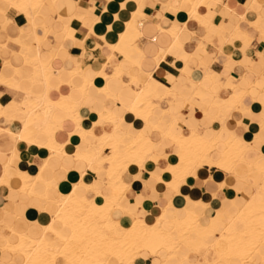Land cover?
I'll list each match as a JSON object with an SVG mask.
<instances>
[{"label":"crops","instance_id":"0c3cea01","mask_svg":"<svg viewBox=\"0 0 264 264\" xmlns=\"http://www.w3.org/2000/svg\"><path fill=\"white\" fill-rule=\"evenodd\" d=\"M172 1L60 0L56 9L63 15L66 23H71L68 15L76 8L86 14L85 21L88 25L80 27L81 32L87 34L82 45L72 38H65L64 47H58L57 44L63 40L62 23L50 4H42L39 7L33 24L26 15L10 9L8 14L14 21L10 24L0 21V32L10 29L12 35H17L16 27L20 26L24 28L22 37L26 43H33L35 34L45 38L42 57L47 62L51 61L55 70V74L50 77L49 96L57 100L61 95H71L76 101H85L75 121L66 119L63 111H57L54 116L61 125L55 131L54 138L58 143L66 144L68 153H75L81 143L80 138L70 135L76 128L75 122L85 130L82 150L89 154L95 152L96 137L112 132L117 137L124 134L125 124L117 128L110 121L96 122L91 118L95 110L101 111L104 106L115 107L116 117L125 118L123 123L128 122L127 131L138 127L143 134L151 136L157 143L156 150L145 163L144 169L136 164H131L127 170L122 169L124 181L129 187L128 192L126 191L128 199L131 202L142 201L137 211L138 216L141 214L139 217L153 223L161 215L162 207H167L170 200L181 206V196L189 195L193 200L208 203L210 211L214 209L222 217L226 215L222 209L227 207L228 216H225V220L231 221L240 212L241 205L236 201L230 203V198L245 196L243 191H238L236 187L245 190L250 185L264 189V169L259 151L264 147V32L249 23L258 16H264V0H251V9L248 7L250 0H209L206 5L201 4L198 7L197 13L187 18L176 14L173 6L178 4ZM0 5L3 4L0 2ZM139 6L143 7L146 20L140 27L143 42L140 69L134 66L132 72H139L142 78L146 73L152 75V82L145 93L154 105L153 114L166 123L174 121L175 118V128L179 133L189 134L196 131L208 138H219L220 134L228 136L233 131L245 140L246 148L242 161L231 170L209 164L197 166L192 172L195 176L189 175L185 179L186 182L184 180L185 183L180 184V197L172 187L155 177L162 176L164 168L169 164V159L161 157L160 154H178L179 145L170 138L163 137L151 125L142 124L132 114H126L122 107L123 104H131L135 100L136 94L142 89L140 82L133 80L127 73L123 78H110L107 82L98 78L96 87L106 84L110 95L107 96L91 87L86 97H83L80 88L84 80L71 73L76 58L83 62V67L90 66L93 72L100 69L108 58L105 66L107 73H114L120 66L130 69L131 65L127 62L125 53H128L129 58H135V54L129 51V41L134 37L127 32L123 39L120 35L126 30V23L131 20ZM185 7L189 6L185 4ZM173 25L180 30L177 39L168 30ZM221 27L224 28L223 33L220 31ZM53 28L57 31L56 34L52 33ZM247 36L252 40L245 47ZM8 43L14 51H21V46L16 41ZM54 52L58 54L56 58L53 57ZM30 57V60L35 59L34 50ZM10 58L15 65L20 66L23 76L27 77L31 73V64L24 63L23 57L18 53L13 54L12 51H0V70ZM197 82L200 85H197ZM157 83L168 88L167 95L152 94V89ZM14 88L0 84V106L5 107L6 114V118L0 119V122L4 127L17 131L21 128L20 122L24 113L19 112L18 118L12 120L15 112L9 105L13 100L21 101L24 92ZM34 92L41 94L42 87L36 86ZM240 97V107L243 111L233 108V104ZM38 142L39 144H29L25 140L18 141L11 131L0 129V181H3L0 185V228L6 223L33 237L43 235L42 226L50 224L52 215L58 212L59 207L53 203V199H58L60 194L70 193L76 181L81 180L87 167L72 156H65L63 160L51 159L50 167L45 169L43 175L50 181L56 179L57 188L54 186L46 189L44 185H40L37 192L42 196L38 197L21 191L23 180L19 174L20 170L27 171L30 176H36L50 156V151L45 145L48 143L47 134H39ZM216 149L211 152L213 161L220 159L223 145L219 144ZM109 150L104 148L102 155L108 156ZM13 153L17 154V159L13 157ZM255 164L258 166L253 167ZM106 167L110 168V163H107ZM86 173L83 178L85 182L91 183L95 179V186L100 191L109 193L106 188L108 185L98 181L105 179L107 182L108 178L95 163L90 164ZM96 200L100 203L104 201L101 196H97ZM262 202L263 197L258 198V203ZM123 205L130 206L126 201ZM132 215L131 211L121 209L113 213L114 218L124 225L130 224ZM56 225L57 230L64 236L71 234V229L61 222ZM218 234L219 231L214 237L206 239L202 248L205 254L199 257L198 264H229L230 258L222 255L227 245L217 239ZM5 235L10 241H17L12 231L6 230ZM55 243L58 247L63 245L58 239H55ZM188 253L185 245H180L173 253L165 248L160 249L155 256L143 252L135 264H161L163 260H168L171 264H182V257ZM256 259L259 261V257ZM23 260L26 262L22 253L10 255L0 251V264H10L12 261L15 264H24ZM57 263L67 264L64 257H59ZM111 264L121 263L113 261Z\"/></svg>","mask_w":264,"mask_h":264},{"label":"bare ground","instance_id":"6f19581e","mask_svg":"<svg viewBox=\"0 0 264 264\" xmlns=\"http://www.w3.org/2000/svg\"><path fill=\"white\" fill-rule=\"evenodd\" d=\"M59 1L0 0L3 4L2 6L0 5V21L7 24L13 23L14 20L8 14V11L14 9L16 12L26 15L32 23L34 22L35 14L42 4H50L56 13H58L56 8ZM208 1L173 0L172 2L178 4L177 6H173L176 14L184 15L187 18L189 15L197 13L198 7L201 4L206 5ZM250 3L251 0L248 3L249 9H251ZM185 4L189 7L186 8ZM68 16L71 18V23L69 24L64 21L63 15L58 13L57 18L62 23L61 32L63 35V40L57 44L60 48L64 47L65 38H72L77 44L82 45L87 36L86 33H82L80 30L81 26L88 25L85 21L86 14L76 8ZM145 18L144 9L139 6V9L133 13L131 20L126 23V30L120 35L121 39H123L124 34L127 32L134 37L129 41V51L135 54V58H129L128 53H125L127 62L131 65L130 69L120 66L115 69L114 73L109 74L105 71L108 58L107 62L100 69L93 72L90 66L83 67V62H79L76 58L74 59L75 66L71 70V73L74 76L83 78L84 84L80 88L83 92V97H86L91 87L98 89L107 96L110 95V92L105 87L106 84L103 87H96V80L98 78L104 79L107 82L110 78H123V75L127 73L130 74L133 80L140 82L142 89L136 94L135 100L131 104H123L122 107L126 111V114H132L142 124L151 125L163 137H168L179 145L180 152L178 154H160L161 157L169 159V164L164 168L162 176L155 177L159 181L165 182L169 187H172L176 191V195L180 197L179 186L182 185V182H186L185 179L189 175L195 176L192 172L199 166V160L207 161L209 165L232 169L233 158H244L245 140L233 131L228 136L222 133L219 138H208L196 131L189 134L179 133L175 128V118H173L174 121L166 123L153 114L154 105L145 93L152 82V75L146 73L142 78L139 72H132L134 66L140 69L139 62L143 43L141 42L140 27L143 21L146 20ZM249 23L264 32V16H258L256 20ZM9 30L0 32V51L2 53L12 51L13 54H20L27 63L31 64L32 71L27 77L23 76L20 66L15 65L11 58L7 59L3 67H1L0 84L9 85L24 92V97L21 101L13 100L9 105L12 106L15 112L11 119H17L19 112L24 113V118L20 122L21 128L17 131L10 127H4L1 122L0 129H8L16 136L18 141L25 140L29 144H39L38 135H46L47 133L48 143L45 145L50 151V156L45 160L40 173L36 176H30L27 171L20 170L19 174L23 180L21 191H26L28 194L38 197L42 196L37 192L40 185H44L46 189L57 186L56 179L50 181L43 175L45 169L50 167L49 162L51 159L57 158L58 160H63L65 156H77L79 161L87 167L82 173L81 180L79 182L76 181L70 193L60 194L58 199H53V203L58 205L59 210L56 214L52 215L50 224L47 223V225L42 226L44 228L43 235L33 237L27 232L18 231L13 225L4 223L2 228H0L1 252L10 255L16 253L24 254L26 257V262L23 260L24 264H58L57 259L59 257H64L67 264H111L113 261L135 264L137 260L135 261L134 259L137 257L139 259L142 251H149L155 256L160 249H169L173 253L176 252L180 245H185L189 253L182 257V264H198L199 257L205 254V251L202 250L205 245L204 242H206V239L214 237V234L219 231L217 239L227 245V249L222 255L230 258L229 264H246L250 260V255L255 251L257 244H264V232L260 233L263 229L259 230L260 226H264V189L260 186L253 187L250 185L245 190H239L236 187L238 191H243L245 196L230 198V203L238 202L241 205V209L238 215L233 217L231 221L228 219L229 221L227 222L225 220L228 211L227 207H223L222 211L226 215L222 217L214 209L210 211L208 203L202 200H193L189 198V195L181 196L183 199L181 206L176 205L170 200L167 207H162L163 211L161 215L153 223H149L144 217H139L141 214L138 216L137 211L140 209L142 201L131 202L128 199L126 191L129 187L124 181L122 169L127 170L131 164H136L143 168L153 151L155 152L157 143L152 140L151 136L143 134L138 127L130 128L127 131L128 122L123 123L125 118L116 117L115 107L107 108L104 106L101 111L95 110L91 118L96 122L99 120L110 121L117 128L125 124L126 126H123L126 128L124 134L121 137H117L112 132L96 137L95 152L89 154L82 150V137L85 130L78 122H75L76 128L70 135L80 138L81 143L75 153H68L65 149L66 144H60L54 138L55 131L61 126L57 123L54 116L57 111H63L66 114V119L70 118L75 121L85 101H76L71 95H61L57 100L52 99L49 96V82L55 70L50 63L51 61L47 62L42 57L45 38L35 34L34 42L30 44L26 43L22 37L23 27H16L17 35H12ZM168 30L177 39L180 30L175 25ZM220 31L223 33L224 28L221 27ZM56 32L53 28L52 33L56 34ZM251 40L247 36L244 43L245 47L248 46ZM8 41H16L21 46V51L16 52L11 49ZM33 50L36 53V57L30 60L29 57ZM57 56V52H54L53 57L56 58ZM8 71L10 73H7ZM156 85L152 89L153 95H167L169 92L167 87L161 83H157ZM197 85H200V83L197 82ZM36 86L42 87L41 94L34 92ZM242 97L236 100L233 108H240L243 111L240 107ZM5 118V107L0 106V119ZM155 119H158V121ZM219 144L223 145L220 159L213 161L211 152ZM104 148L110 149L108 156L102 155ZM259 151L264 169V147L259 149ZM13 157L17 159V154L13 153ZM91 163H95L101 171L105 172L106 178H108L107 182H105V179H99L98 181L104 185H108L106 188L109 189V193L100 191L95 186V179L91 183L84 181V175L87 174L86 170ZM107 163H110V168L106 167ZM257 166L258 164L253 165V167ZM151 174L153 176V173ZM2 183L3 181H0V185ZM97 196L99 198L101 196L104 199L103 203L96 200ZM260 197H263L262 203H258V198ZM124 201L130 206H124ZM130 207L133 209L131 210ZM117 209L131 211L133 215L129 225H124L120 220L114 218L113 213ZM135 210L136 213H134ZM58 222L71 229L69 236L66 234V237L57 230L56 224ZM6 230L12 231L17 241L16 239L15 242L10 241L5 235ZM55 239L62 241L63 245L58 247ZM253 241L256 246L251 247V242ZM256 242L258 243L256 244ZM199 243L201 244L199 245ZM10 264L15 263L12 261ZM161 264L171 263L168 260H163Z\"/></svg>","mask_w":264,"mask_h":264},{"label":"rangeland","instance_id":"374dc122","mask_svg":"<svg viewBox=\"0 0 264 264\" xmlns=\"http://www.w3.org/2000/svg\"><path fill=\"white\" fill-rule=\"evenodd\" d=\"M44 40V39H43ZM30 59H31V57H29ZM24 63H27V61L26 60H24ZM47 134V133H46ZM110 151V150H109ZM74 157V159H76L77 161H79V159H78V157L77 156H73ZM239 159V160H238ZM241 158L240 157H236V158H233L232 159V166L234 167L238 162H240V161H242V159L240 160ZM237 160V161H236ZM235 162V164H233ZM237 162V163H236ZM202 164H209L207 161H200L199 160V166L200 165H202ZM227 169H230L229 167H226ZM231 170V169H230ZM261 229H263V230H261ZM259 230H261L260 231V233H263L264 232V226H260V228H259ZM258 242H256V244H257ZM259 245V246H258ZM253 246H256V245H254V241L253 242H251V247H253ZM143 252H145V253H147V254H149V255H151V253L149 252V251H142L141 252V254L143 253ZM252 255H250V260L249 261H247L246 262V264H264V244L262 243V244H257V247H256V249H255V251H253L252 253H251ZM255 254V255H254ZM131 256H132V254H131ZM152 256V255H151ZM256 257H259V261H257V259H256ZM263 258V259H262ZM138 259V257L137 258H135L134 260L136 261ZM253 260L255 261V262H253ZM134 261V262H135ZM219 263H222V262H219ZM121 264H128V263H125V262H123V263H121Z\"/></svg>","mask_w":264,"mask_h":264}]
</instances>
